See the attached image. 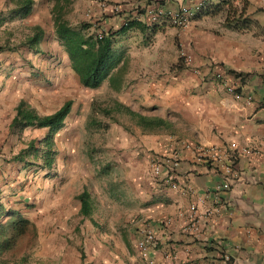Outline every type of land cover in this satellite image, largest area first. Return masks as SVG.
Returning <instances> with one entry per match:
<instances>
[{"label": "crops", "instance_id": "1", "mask_svg": "<svg viewBox=\"0 0 264 264\" xmlns=\"http://www.w3.org/2000/svg\"><path fill=\"white\" fill-rule=\"evenodd\" d=\"M78 1L72 4L71 19L66 18L69 24L85 21L92 24L90 30L108 32L119 55V63L101 83L108 96L154 119L143 126L125 114L132 121L131 149L119 162L108 163V217L98 218L104 212L100 208L95 213L100 222L93 227L90 217L78 213L79 201L72 204L82 221L85 264H148L136 245L146 227L155 238L146 254L153 264H204L218 251L228 254L227 264H264V0H205L199 12V0ZM152 3L164 10L185 6L195 15L184 29L164 20L150 23L145 8ZM35 4L27 17L16 19L28 28L43 27ZM216 7L220 10L215 13L204 12ZM4 10L0 0V13ZM44 14L51 23L47 6ZM129 21L135 25H124ZM8 22H0V29ZM154 24L158 26L150 30ZM180 52L190 56V63H182ZM24 57V63L39 59ZM60 58L68 65L62 50ZM216 74L249 95L250 102L225 92ZM10 84L5 81L0 90V143L14 113L4 102L11 95ZM182 141L219 152L235 144L230 162L236 177L227 190L212 196L221 181L215 162L197 159L195 152L179 147ZM242 147L253 151L240 153ZM173 156L178 165L170 183L164 181V170L152 175V163ZM10 178V167L0 163V198L9 192ZM201 195L206 198L190 213L189 203ZM214 205L219 213L205 217L203 210ZM57 207L62 213L67 208L64 200ZM96 209L95 203L90 206V215ZM65 252L75 260L72 264H80V252L64 249L63 260Z\"/></svg>", "mask_w": 264, "mask_h": 264}, {"label": "rangeland", "instance_id": "2", "mask_svg": "<svg viewBox=\"0 0 264 264\" xmlns=\"http://www.w3.org/2000/svg\"><path fill=\"white\" fill-rule=\"evenodd\" d=\"M75 1L78 0H72L66 8L65 19H71ZM46 2L35 0V16L42 20L44 32L37 52L20 45L29 33L28 26L21 21L11 20L0 29V46L9 48L0 51V90L5 81L11 83L8 89L11 95L4 102L13 112L19 99L38 115L51 113L66 99H71L72 104L62 126L53 135L55 153L49 168L43 166L41 147L37 143L45 135V128L11 131L7 127L8 133L0 143V163L10 167L12 178L9 179V192L0 198L1 212L19 210L30 224L12 247L0 253V264H72L75 260L68 252L62 259L63 250L67 248L80 252L76 258L80 259V264H85L86 255L81 251L83 236L80 239L79 229L82 221L72 209L75 192L86 189L91 206L94 203L97 206L96 212L88 217L93 227L98 225L100 220L95 213L98 214L100 208L104 212L98 214V218L108 217V163L119 162L131 149L128 144L129 135H133L131 119L116 111L103 113L112 107L107 87L83 89L69 65L61 61V47L53 35L51 23L45 20L44 8L50 9V3ZM29 54L39 59L34 62L26 59L24 63V56ZM29 140L34 141L38 154H24L22 159L13 160ZM59 200H64L67 206L64 213L57 207ZM13 205L18 210L13 209ZM8 220L9 215L0 216V221ZM98 240L100 244H108V241Z\"/></svg>", "mask_w": 264, "mask_h": 264}, {"label": "trees", "instance_id": "3", "mask_svg": "<svg viewBox=\"0 0 264 264\" xmlns=\"http://www.w3.org/2000/svg\"><path fill=\"white\" fill-rule=\"evenodd\" d=\"M50 3V19L52 32L55 39L58 41L61 50L65 53L68 59V65L71 71L76 75L78 83L87 89H96L99 87L108 73L119 63V55L112 49V38L108 32L101 33V38L96 37L95 30H90L92 24L85 21H80L75 25L69 24L64 18L66 8L71 4L72 0H46ZM34 0H4L5 10L0 13V22H6L27 17L34 5ZM203 8H199L201 11ZM218 7L205 13H215L219 11ZM195 15V14H194ZM191 16V18L194 17ZM164 21L167 22L166 18ZM168 23V22H167ZM169 24V23H168ZM127 26H134L135 21L126 22ZM170 25V24H169ZM158 25L150 26V30H155ZM149 27V26H147ZM29 33L24 37L21 46H25L28 50L37 52V45L43 37V29L40 25L34 24L30 26ZM145 26H142V30ZM9 49L5 46H0V51ZM112 107L108 110H103V113L108 114L113 111L128 114L134 118L135 123L143 126L154 122V119H148L134 111H131L115 101H111ZM72 100H64L55 110L49 114L38 115L35 110L30 107L24 100L19 99L14 107V113L11 117L8 128L13 130H21L26 127L45 128V135L38 140V145L41 147L40 155H42L43 166L51 167L54 150H53V135L62 126L64 119L68 115L71 108ZM38 148L35 147L34 141L29 140L24 149H21L15 154L12 159L20 160L24 154L35 156L38 154ZM79 201L80 207L78 213L83 217L90 214V200L86 189H82L75 195ZM2 211L0 203V216L9 215L10 220L0 221V253L12 247L16 239L25 231V227L30 223L20 215L16 210Z\"/></svg>", "mask_w": 264, "mask_h": 264}, {"label": "built area", "instance_id": "4", "mask_svg": "<svg viewBox=\"0 0 264 264\" xmlns=\"http://www.w3.org/2000/svg\"><path fill=\"white\" fill-rule=\"evenodd\" d=\"M205 0H199L197 7H201ZM196 7V8H197ZM195 8V9H196ZM145 12L148 16V21L150 23H158L161 20L166 18L167 22L176 28L184 29L186 28L191 20V16L194 14L193 9L187 8L185 6H180L175 10H164L159 6H155V3H152L150 6L145 8ZM126 25V23H124ZM102 31L98 30L96 32V37L99 39L101 38ZM180 58L184 64H188L191 61L190 56L186 55L184 52H180ZM215 77L220 81V86L223 87L225 92L230 94L235 100H242L245 103L250 102L249 95H242L235 90V87L232 84L226 83L220 76V74H216ZM179 147L185 150H192L197 155V159L201 160L202 162L207 163L208 161L215 162L216 169L218 170L221 181L219 184L216 185L215 189L213 190L212 196L215 197L219 191L227 190L230 187L231 180L236 177V173L231 164V157L233 152L236 151V147L234 143L229 144V149L224 150L223 152H219L214 148H206L201 146L200 144L185 142L182 141L179 143ZM240 153H249L253 150L250 148H239L238 150ZM169 157L161 159L156 163H152L151 165V173L154 176H159L161 170L166 172L165 183H170V179L172 178V172L177 167L176 158ZM175 185H171L174 187ZM206 198V195L197 196L194 198L192 202L188 205V210L190 213H194L197 208V204L201 203ZM219 213V206L214 205L211 208L204 209L202 214L205 217H208L213 214ZM192 215H190V219ZM190 226H193V222L190 223ZM137 248L139 249L140 254L145 257L148 264H153L152 260L147 258V250L149 248L154 247L155 245V238L150 230V228L146 227L141 231L140 236L136 241ZM229 261V256L224 251H218L216 255L208 259L204 264H227Z\"/></svg>", "mask_w": 264, "mask_h": 264}]
</instances>
